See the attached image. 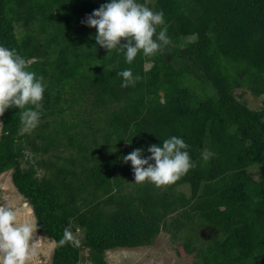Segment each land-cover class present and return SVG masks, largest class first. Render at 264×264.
Here are the masks:
<instances>
[{
    "label": "trees",
    "instance_id": "obj_1",
    "mask_svg": "<svg viewBox=\"0 0 264 264\" xmlns=\"http://www.w3.org/2000/svg\"><path fill=\"white\" fill-rule=\"evenodd\" d=\"M109 2L0 0V46L16 49L44 78L40 121H65L61 103L78 92L101 109L102 125L83 134L65 122L25 133L15 108L0 117V176L13 171L38 231L55 242L52 264H79L84 250L90 264H106L107 251L151 246L161 232L193 264H264V108L234 96L247 88L264 100V0H137L163 12L157 33L166 28L171 44L152 56L141 51L132 64L100 47L97 29L82 23ZM125 69L140 77L134 86L121 87ZM186 82L214 94L200 98ZM172 136L189 146L196 166L164 187L135 184L122 157L140 149L147 158L151 145ZM25 144L36 154L61 146L70 159L77 147L83 155L74 169L40 178L34 166L23 167ZM74 225L84 246H61Z\"/></svg>",
    "mask_w": 264,
    "mask_h": 264
},
{
    "label": "clouds",
    "instance_id": "obj_2",
    "mask_svg": "<svg viewBox=\"0 0 264 264\" xmlns=\"http://www.w3.org/2000/svg\"><path fill=\"white\" fill-rule=\"evenodd\" d=\"M163 17L162 11L153 12L137 0H110L82 23L97 29L95 40L100 47L109 53L112 50L123 52L127 63L132 64L141 51L144 56H152L171 44L166 28L157 33V26L164 23ZM31 64L32 61L16 49L0 46V117L10 108L19 109L21 131L25 133L39 124L45 91L43 76L37 77L29 70ZM117 75L123 79V88L134 86L140 79L131 69ZM0 126H3L2 122ZM188 147L183 139L172 136L165 139L162 146L151 145L148 148L151 155L147 158H143L142 150L135 149L122 160L125 164L131 163L135 184L148 181L159 188L175 183L196 166ZM201 155L208 160L213 153L205 149ZM18 217L17 209L0 204V264H27L38 243L34 236L35 226L21 222ZM59 244H78L70 227L64 229Z\"/></svg>",
    "mask_w": 264,
    "mask_h": 264
},
{
    "label": "rangeland",
    "instance_id": "obj_3",
    "mask_svg": "<svg viewBox=\"0 0 264 264\" xmlns=\"http://www.w3.org/2000/svg\"><path fill=\"white\" fill-rule=\"evenodd\" d=\"M148 2L154 4L155 0H148ZM151 67V62L146 63L147 70ZM186 85L189 86L191 90L193 89L195 94L199 95L200 98H208V96L214 94L213 90L209 89L207 92H204L202 88H196V85L191 82H186ZM234 96L240 103L248 106L252 110L261 111L264 108V100L254 96L247 88L237 89L234 92ZM93 101L92 98L80 92L75 96L67 95L65 100L61 103V106L65 109L63 113L65 121L61 120L59 117H50L48 120L39 121V123H50L52 125L50 131H54L65 122L67 125L76 126L75 129L71 131L76 134L87 132L88 125L90 124L92 128L97 129L102 125V123L99 122V119H101V112L99 110L101 109L95 107ZM53 121L55 122L53 123ZM0 122H2L1 119ZM2 128L3 126H0V137ZM98 138L102 146L107 145L104 136L99 135ZM84 143L89 147H93L91 139L88 141L86 140ZM25 145L26 151L24 154L23 167L28 168L29 166H34L40 178L53 177L59 168L74 169L78 161V156L80 154L83 155V151L79 147L72 151V159H70V150L61 146L47 153L36 154L30 150L28 144ZM250 171L256 173L260 171V167L256 166L251 168ZM0 204L11 205L14 209L18 210V219L21 222H30L36 228L34 236L38 240V243L36 244L32 258L27 264H52L56 244L51 238L38 231L36 218L31 206L13 184V171L5 172L0 176ZM71 231L78 243L84 246V235L82 231L75 225L71 228ZM40 237H43V239ZM202 237L206 239L209 238L205 231H202ZM177 245L178 243L172 241L170 234L161 232L151 246L135 249L119 248L107 251L105 254L106 264H193L194 258L192 256L179 255V247ZM79 264H90L89 252L87 250L83 251L82 259Z\"/></svg>",
    "mask_w": 264,
    "mask_h": 264
}]
</instances>
